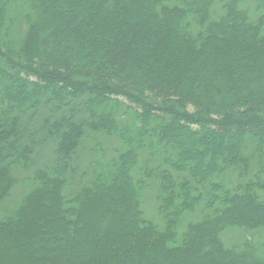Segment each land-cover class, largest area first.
<instances>
[{"label": "trees", "instance_id": "16d2710c", "mask_svg": "<svg viewBox=\"0 0 264 264\" xmlns=\"http://www.w3.org/2000/svg\"><path fill=\"white\" fill-rule=\"evenodd\" d=\"M254 1L255 18L241 0H28L17 44L0 6V204L38 134L53 155L0 217V264H264V242L222 239L264 230ZM98 137L115 156H96Z\"/></svg>", "mask_w": 264, "mask_h": 264}, {"label": "rangeland", "instance_id": "374dc122", "mask_svg": "<svg viewBox=\"0 0 264 264\" xmlns=\"http://www.w3.org/2000/svg\"><path fill=\"white\" fill-rule=\"evenodd\" d=\"M28 0H0V6L4 5L6 10L5 18H4V28L2 29L4 34L7 35V42L11 43L14 41L15 44L18 43V40L21 38V35L24 32L23 27V16L29 13V5ZM219 4H221L219 2ZM241 6L245 8L251 15L252 18L257 16V12L255 11V1L254 0H241ZM217 7V6H216ZM220 6L217 7V9ZM216 9V10H217ZM125 103H129L128 100L121 98ZM191 109V107H188ZM46 111H39L34 118L30 121L25 119L23 121V128L25 127L26 131L33 132L38 128V125L45 118ZM37 144L35 148V153L38 157L34 156V165L28 168H15L14 169V177L15 184L10 190V194L6 197V199L0 204V217L7 216L22 200L23 196L28 192L30 186V178L32 177L33 170L35 167H42L50 163L53 155L52 144L43 141V138L38 134L36 139ZM99 143L97 144L98 152L96 156L98 158L109 159L112 156L116 155V151L119 149V142L116 138H103L98 137ZM90 142V140H89ZM92 145H95V141L90 142ZM103 152V153H102ZM77 176V175H76ZM78 182V176L74 177L67 184L65 191L69 190V188H75V183ZM150 195V196H149ZM143 209L145 211V216L150 219L157 218V211L155 209V201L153 198V190H149L148 196L145 197L143 201ZM248 238L255 244L260 242H264V230H260L254 232L253 234H245L243 231L238 229H229L227 232L223 233L222 239L226 245H230L233 242H241L243 238Z\"/></svg>", "mask_w": 264, "mask_h": 264}]
</instances>
